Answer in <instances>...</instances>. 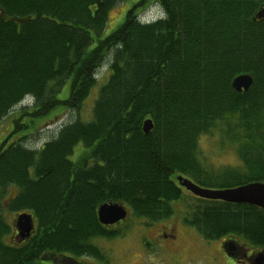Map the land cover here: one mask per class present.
<instances>
[{
	"label": "trees",
	"instance_id": "trees-1",
	"mask_svg": "<svg viewBox=\"0 0 264 264\" xmlns=\"http://www.w3.org/2000/svg\"><path fill=\"white\" fill-rule=\"evenodd\" d=\"M118 2L0 0V121L17 106L31 117L15 120L0 144V264L102 260L92 240L119 231L100 224L98 205L119 201L148 223L166 220L184 198L179 175L216 189L264 182V22L254 20L264 0H136L101 37ZM152 4L163 14L142 22ZM104 63L109 76L90 121L62 124L39 147L21 142L51 111L79 110ZM242 73L254 82L238 92L231 81ZM19 130L27 132L8 141ZM215 131L242 168L212 170L202 160L200 138ZM10 186L16 194L5 203ZM192 198L182 222L204 239L264 245V209ZM3 206L32 215L28 237L6 242Z\"/></svg>",
	"mask_w": 264,
	"mask_h": 264
},
{
	"label": "rangeland",
	"instance_id": "rangeland-1",
	"mask_svg": "<svg viewBox=\"0 0 264 264\" xmlns=\"http://www.w3.org/2000/svg\"><path fill=\"white\" fill-rule=\"evenodd\" d=\"M136 0H122L118 2L108 14V20L106 27L101 35H107L109 32L117 28L124 20L127 10L132 6ZM163 14L161 8L157 4H152L141 15L147 19H155ZM109 72L107 71V65L102 64L96 71V84L90 91L88 97L83 101L79 110L71 109L67 112L64 110L60 112V109L51 111L48 115L38 120V128L41 129L39 133H34L24 138L21 142L30 147H39V145L54 134L55 130H58L60 126L69 121H73L78 118L82 121H90L92 119V106L97 91L100 85L107 79ZM67 89L64 88L59 94L60 98L67 96ZM18 106L12 108L0 121V144L5 140L8 134L14 129L15 120L19 122L27 123L30 120V116L22 114L18 110ZM65 112V113H64ZM27 132L26 130L17 131L13 135L9 136L8 141L16 140L20 135ZM200 151L203 157L202 160L210 165L212 170L223 169L226 167H238L240 160L236 156L233 147L226 145L221 147L220 137H218L216 131L211 135L202 136L200 138ZM71 159H74L70 156ZM184 198L180 201H173L172 207L174 209L170 218L162 220L160 222H147L144 218H139L132 215L129 211L127 218L119 223L110 227V230H118L119 234L112 239L95 238L92 243L98 247L103 253L102 260H95L91 257H78L75 260L80 264H165L166 256L159 246L154 243L150 238L162 237L163 233L170 232L175 233L181 239L202 236L190 225H186L182 222L183 214L191 209L190 204L193 201L192 193L182 188ZM16 194V187L10 186L3 202ZM4 203V206H5ZM3 206L4 216L6 221L12 225V233L7 236L6 242L10 243L15 240V229L13 228V222L16 217V213L6 211ZM162 234V235H161ZM10 237V240H9ZM203 239V238H202ZM57 261L41 260L42 264H74L69 259H63L61 256H52Z\"/></svg>",
	"mask_w": 264,
	"mask_h": 264
},
{
	"label": "water",
	"instance_id": "water-1",
	"mask_svg": "<svg viewBox=\"0 0 264 264\" xmlns=\"http://www.w3.org/2000/svg\"><path fill=\"white\" fill-rule=\"evenodd\" d=\"M264 16V8L260 9L255 18ZM254 79L250 73H242L235 76L231 81V86L235 91H247L253 84ZM153 127L150 119L144 120L142 130L148 133ZM179 184L193 195L210 200H222L229 203H247L264 209V183L255 181L231 188H206L197 185L188 178L181 175L176 177ZM127 216V209L122 202H104L97 208V218L102 225H112ZM15 227L20 239L28 237L34 228L31 214L21 213L17 215ZM264 254L258 253L255 257L257 264H263Z\"/></svg>",
	"mask_w": 264,
	"mask_h": 264
},
{
	"label": "flooded vegetation",
	"instance_id": "flooded-vegetation-1",
	"mask_svg": "<svg viewBox=\"0 0 264 264\" xmlns=\"http://www.w3.org/2000/svg\"><path fill=\"white\" fill-rule=\"evenodd\" d=\"M263 8L264 2L258 6L255 14ZM254 20L264 22V16L260 18L254 16ZM163 235L150 239L164 252L165 264H257L256 255L264 254V245L256 246L239 236L181 239L173 232H164ZM262 258L264 264V256ZM71 261L80 264L77 260L71 259Z\"/></svg>",
	"mask_w": 264,
	"mask_h": 264
},
{
	"label": "bare ground",
	"instance_id": "bare-ground-1",
	"mask_svg": "<svg viewBox=\"0 0 264 264\" xmlns=\"http://www.w3.org/2000/svg\"><path fill=\"white\" fill-rule=\"evenodd\" d=\"M146 134V133H145ZM233 204H235V203H233Z\"/></svg>",
	"mask_w": 264,
	"mask_h": 264
}]
</instances>
